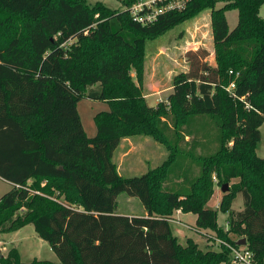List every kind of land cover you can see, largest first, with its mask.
Here are the masks:
<instances>
[{
	"label": "trees",
	"instance_id": "trees-1",
	"mask_svg": "<svg viewBox=\"0 0 264 264\" xmlns=\"http://www.w3.org/2000/svg\"><path fill=\"white\" fill-rule=\"evenodd\" d=\"M120 1L125 8L135 0ZM218 1L192 0L144 25L128 9L103 2L0 0V177L12 184L0 198V233L33 224L61 264H225L228 247L204 251L192 240L182 245L170 219L177 209L194 213L197 226L227 238L219 211L207 204L216 183L239 179L219 210L228 211L229 232L246 238L257 264H264V158L256 152L264 124V0H225L212 12L215 65L206 61L205 48L192 51L189 70L174 77L167 101L150 105L143 92L146 39ZM234 9L239 20L230 30L226 12ZM88 40L98 44L82 51ZM234 80L244 100L226 90ZM83 98L110 105L96 114L93 137L78 111ZM170 108L187 117L215 116L224 138L215 154L199 159L201 174L189 180L186 173L179 189L168 186L179 136L166 132ZM140 132L163 142L172 158L124 177L114 153ZM121 193L139 198L147 214L119 213ZM239 194L243 209H231L232 195ZM0 264L57 263L24 262L12 247Z\"/></svg>",
	"mask_w": 264,
	"mask_h": 264
},
{
	"label": "rangeland",
	"instance_id": "rangeland-1",
	"mask_svg": "<svg viewBox=\"0 0 264 264\" xmlns=\"http://www.w3.org/2000/svg\"><path fill=\"white\" fill-rule=\"evenodd\" d=\"M87 2L91 5H94L96 2H103L111 9L125 10L120 0H87ZM224 3L225 0H219L213 8L204 7L178 22L166 32L146 39L143 92L146 94L147 102L150 105L157 106L160 101H167L168 95L173 91L174 77L180 72L189 70L190 63L188 59L190 52L205 48L209 51L206 61L210 65H215L212 12L215 8L223 6ZM260 12L264 17V7L261 8ZM1 13V17L3 18L6 15L19 17L9 12ZM226 16L230 30L234 29L239 20L238 11L235 9L229 10L226 12ZM17 19L23 21L25 18L21 15ZM97 44L95 41L88 40L85 42L82 51L90 52ZM131 74L137 82L136 70L132 69ZM109 109L110 105L107 101L89 98H83L79 101L78 111L84 129L89 137H93L97 133L96 114ZM166 123L168 125L166 132L170 134L177 133L179 135L176 136L175 134L176 139H178V148L175 152L176 168L168 180L170 189H179L183 185L186 173L189 180H195L201 174L202 165L199 159L215 154L221 148L222 139L224 138L219 120L210 114H193L187 117L170 108ZM261 133L262 139L256 147V152L258 156L264 158V124L261 127ZM131 141V143L123 142L122 146L115 151L113 158L118 166V171L124 177L142 175L149 170L161 166L166 160L172 158V151L163 142L142 132L134 137L132 136ZM132 145H135L132 153L123 157V152L132 148ZM232 145V138L227 137L225 146L231 148ZM237 181L239 179L229 182V188L232 183ZM225 184L223 182L221 184L216 183L215 192L212 199L208 202V207L219 211L218 222L223 225V235L231 239L243 238L229 232L228 211L224 213L219 210L220 199L222 202L225 193H227L222 191V187ZM11 188L12 184L0 177V198ZM232 198L233 201L230 208L242 210L244 206L242 195H232ZM59 199L64 201L65 197L62 196ZM224 199L228 200L229 198ZM143 207V204L137 197L129 196L126 193H121L118 196L117 210L119 213L141 214L143 213ZM25 211L21 210L19 212L25 213ZM171 217L174 221L178 218L177 215L174 216V213ZM180 219L187 226L175 221L171 222V227L182 245H186L188 240H192L204 251L208 249L219 250L221 248L219 241H228L227 238L222 237L215 230L197 226L194 221L195 215L193 214ZM12 247L18 248L24 262L41 259L61 264L51 245L37 234L33 224H27L9 233H0V255H6Z\"/></svg>",
	"mask_w": 264,
	"mask_h": 264
},
{
	"label": "built area",
	"instance_id": "built-area-1",
	"mask_svg": "<svg viewBox=\"0 0 264 264\" xmlns=\"http://www.w3.org/2000/svg\"><path fill=\"white\" fill-rule=\"evenodd\" d=\"M192 0H135L131 6H126L133 19L144 25L157 22L162 15L182 11L187 8ZM230 73H234L230 70ZM236 82L232 81L226 90L235 98L245 99V96L239 97L235 91ZM247 107L251 105L247 103ZM172 221V218L170 219ZM219 245L230 249V261L225 264H257L254 259V253L247 245H234L230 241H219Z\"/></svg>",
	"mask_w": 264,
	"mask_h": 264
},
{
	"label": "crops",
	"instance_id": "crops-1",
	"mask_svg": "<svg viewBox=\"0 0 264 264\" xmlns=\"http://www.w3.org/2000/svg\"><path fill=\"white\" fill-rule=\"evenodd\" d=\"M153 106H155V105H153ZM134 137V136H133ZM132 140V137L131 138H125V139H123L122 140V142H121V144L119 145V147L120 146H122V144H123V142H132L131 141ZM118 147V148H119ZM135 148V145H132V148H130L128 151H126V152H123V157H125V156H128V155H130L131 153H132V151H133V149ZM117 150V149H116ZM212 199V198H211ZM220 203H221V199H220ZM208 205L209 204H207V207H208ZM122 214H127V215H130V216H132V215H135V214H132V213H122ZM147 214V211H146V209L143 207V213H141L140 215H146ZM195 215V219H194V221H195V224H196V221H197V215L196 214H194V213H185V212H183L181 209H177L175 212H174V216H178V218H176V222L177 223H184V222H182V220L180 219V218H183V217H188V216H190V215ZM180 217V218H179ZM172 218V217H171ZM227 218V217H226ZM174 220H172L171 222H175ZM183 225H185V224H183ZM185 226H187V225H185ZM219 226H222L223 227V225H221L220 223H219ZM236 240H239L238 238H236Z\"/></svg>",
	"mask_w": 264,
	"mask_h": 264
},
{
	"label": "water",
	"instance_id": "water-1",
	"mask_svg": "<svg viewBox=\"0 0 264 264\" xmlns=\"http://www.w3.org/2000/svg\"><path fill=\"white\" fill-rule=\"evenodd\" d=\"M222 191L223 192H228L229 191V184L228 183L223 185ZM237 244L238 245H246L247 244V239L246 238H241V239L237 240Z\"/></svg>",
	"mask_w": 264,
	"mask_h": 264
}]
</instances>
